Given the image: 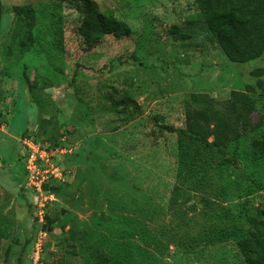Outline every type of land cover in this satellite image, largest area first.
Here are the masks:
<instances>
[{
  "label": "rangeland",
  "instance_id": "rangeland-1",
  "mask_svg": "<svg viewBox=\"0 0 264 264\" xmlns=\"http://www.w3.org/2000/svg\"><path fill=\"white\" fill-rule=\"evenodd\" d=\"M55 1L1 0L0 264H82L72 233L131 264H225L219 231L253 229L264 200V165L249 147L262 130L264 97L253 96L250 123L227 149L234 164L198 141L178 146L179 131L191 94L223 103L255 81L264 60H227L193 0H92L131 32L93 48L75 32L76 6L64 4L58 51L42 12ZM16 5L36 11V43L24 55L10 34ZM24 137L57 150L60 164L42 223L25 188Z\"/></svg>",
  "mask_w": 264,
  "mask_h": 264
},
{
  "label": "trees",
  "instance_id": "trees-1",
  "mask_svg": "<svg viewBox=\"0 0 264 264\" xmlns=\"http://www.w3.org/2000/svg\"><path fill=\"white\" fill-rule=\"evenodd\" d=\"M193 3L198 11L197 19L205 23L227 60L238 64L264 60V0H193ZM64 4L76 6L80 22L75 32L89 48L95 47L106 36H130V29L123 21L116 19L111 11H100L92 0H56L45 5L42 12L45 18L52 20L49 32L52 45L58 51H62L64 46V23L60 15ZM12 13L11 39L19 54L24 55L36 43V11L30 5H16ZM3 15L4 7L0 0V24ZM251 75L255 81L245 85L243 93L233 91L230 98L220 104L206 95L191 94L184 109V124L179 131L178 146H181L183 138L198 141L214 148L221 163L234 164L226 158L227 149L242 138L250 123V114L256 110L253 96L264 97V66L252 70ZM261 129L250 140L249 147L253 162L264 165V122ZM169 131L172 132V129ZM208 139L212 141L207 143ZM50 147L54 148V145ZM74 181L76 183L77 177ZM254 214L256 222L253 229L246 233H236L231 226L219 231L222 241L226 243L231 239L229 246L224 243L221 251L227 258L225 264H264V200ZM71 235L82 264H131L127 259L108 254L85 235L79 234L77 238L74 233Z\"/></svg>",
  "mask_w": 264,
  "mask_h": 264
},
{
  "label": "built area",
  "instance_id": "built-area-1",
  "mask_svg": "<svg viewBox=\"0 0 264 264\" xmlns=\"http://www.w3.org/2000/svg\"><path fill=\"white\" fill-rule=\"evenodd\" d=\"M20 143L21 155L25 164V188L31 191L30 194L34 197V216L37 223H42L46 214V207L43 202H45V194L47 193L42 187L45 184L55 186V183L62 180V175L59 172V160H57V156L55 158L57 150L49 149L48 144L40 143L32 137H24ZM42 245L38 239L32 243L31 258L33 263H38L42 253Z\"/></svg>",
  "mask_w": 264,
  "mask_h": 264
},
{
  "label": "water",
  "instance_id": "water-1",
  "mask_svg": "<svg viewBox=\"0 0 264 264\" xmlns=\"http://www.w3.org/2000/svg\"><path fill=\"white\" fill-rule=\"evenodd\" d=\"M42 189L45 192H56L58 190V187L45 184V185H43ZM48 231H51V228H48Z\"/></svg>",
  "mask_w": 264,
  "mask_h": 264
},
{
  "label": "crops",
  "instance_id": "crops-1",
  "mask_svg": "<svg viewBox=\"0 0 264 264\" xmlns=\"http://www.w3.org/2000/svg\"><path fill=\"white\" fill-rule=\"evenodd\" d=\"M44 112H45V111H44ZM44 112L42 113V116L40 117L41 119L39 118L40 121H41V120H46V114H45ZM44 118H45V119H44ZM39 120L37 119V123H38ZM37 123H36V124H37Z\"/></svg>",
  "mask_w": 264,
  "mask_h": 264
}]
</instances>
